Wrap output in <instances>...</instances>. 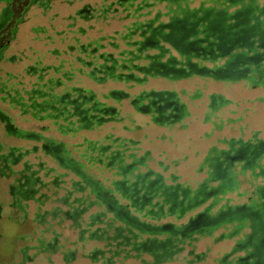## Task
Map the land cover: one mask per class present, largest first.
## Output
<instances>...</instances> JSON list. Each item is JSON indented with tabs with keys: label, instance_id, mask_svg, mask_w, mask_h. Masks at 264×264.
I'll return each mask as SVG.
<instances>
[{
	"label": "trees",
	"instance_id": "trees-1",
	"mask_svg": "<svg viewBox=\"0 0 264 264\" xmlns=\"http://www.w3.org/2000/svg\"><path fill=\"white\" fill-rule=\"evenodd\" d=\"M108 14L129 21L122 32L111 36L108 45L113 50L101 52L107 44L98 41L80 46L79 52L87 58H76L98 83L110 79L141 84L149 77L199 74L222 80L247 78L264 86V0H105L98 15L107 18ZM9 15L7 9L1 10L0 30ZM48 69H35L37 81L30 88L7 93L22 112L39 120L52 119L65 135L114 119L118 110L105 100L119 102L130 96L112 89L100 98L94 90L74 85L65 93H55L58 82L44 80ZM65 78L71 79L70 72ZM132 102L138 109L151 108L157 120L161 114L179 117L184 112L168 92L144 90ZM0 122L6 137L31 143L6 144L0 139V176L12 179V205L24 212L23 202L50 203L38 221L46 215L58 223L65 221V231L74 235L73 239L65 235L66 261L80 251L94 264L177 260L208 264L207 252L197 247L202 237H213L216 242L236 241L217 264H264V138L240 143L238 149L231 141L232 151L222 156L224 162L211 166L214 179L192 188L176 175L167 182L151 168L142 170L144 157L133 151L135 142L125 138L107 136V143L84 138L69 147L41 131L18 128L1 110ZM42 155L65 172L53 174L56 168L47 166ZM237 162L248 178L237 177ZM105 170L109 174L102 176ZM242 182L251 187L241 194L247 200L231 203L227 194L238 191ZM246 229L252 232L247 234ZM249 249L250 259L232 258Z\"/></svg>",
	"mask_w": 264,
	"mask_h": 264
},
{
	"label": "rangeland",
	"instance_id": "rangeland-1",
	"mask_svg": "<svg viewBox=\"0 0 264 264\" xmlns=\"http://www.w3.org/2000/svg\"><path fill=\"white\" fill-rule=\"evenodd\" d=\"M105 0H0V12L6 5L9 6L11 19L6 27L0 30V110L12 117L15 126L21 129L41 131L58 142L72 144L81 142L84 138L107 143V136L143 138V131L151 124H161L169 132H173L179 141L175 140L173 147L183 146L185 153L193 154V148L199 149V157H171L164 150L160 156L156 151L152 155L144 156L146 148L153 147L144 141L140 144L139 156L144 157L146 166L142 168L155 169L169 182L170 172L179 176V181L195 188L211 171V165L202 164L203 154H206L209 144L223 146L220 138H238L245 142L264 138V86L250 79L239 78L234 80L214 79L204 75L193 74L180 79H170L163 76L149 77L144 83L106 80L98 83L86 73V67L76 58L86 57L79 52V47L86 44L101 42L107 44L101 52L112 51L108 42L115 31L122 32L128 20L113 17L107 18L98 15V9ZM108 2L110 0H107ZM82 13L79 14L80 11ZM85 10V13H84ZM117 36V34H116ZM100 38H104L100 40ZM123 47L119 37L116 39ZM211 65L209 62L205 63ZM44 80L52 78L58 82L53 87L55 93H65L70 86H81L94 90L101 98L112 89L128 92L130 96L122 101L104 99L108 104L115 105L118 114L92 129L80 130L76 134H63L50 118L42 120L34 118L31 113L22 112L17 104L11 102L9 92L30 88L37 81L35 69L48 67ZM35 74H34V73ZM65 72H70L71 79L65 78ZM42 82V81H41ZM3 85L6 87L4 88ZM10 89V90H9ZM157 90L171 91L178 100L185 104L182 115L176 119L153 120L154 111L151 108L138 109L132 100L141 91ZM214 96H219L217 101ZM103 100V99H102ZM147 102V101H146ZM186 116H185V115ZM220 126V128H218ZM44 127H48L44 129ZM181 132H185L180 134ZM207 132V133H206ZM0 139L6 144L30 146V142L6 137L3 124L0 122ZM206 135V136H205ZM188 137V140L185 139ZM207 137V138H205ZM205 139L207 145H201ZM166 143L161 149L168 148ZM226 145V144H225ZM188 149V150H187ZM32 160H35L31 157ZM41 160L49 167L56 168L53 174H62L64 169L46 155ZM159 161L162 163L159 164ZM236 175L244 180L249 173L243 175L240 165H236ZM109 172L103 171L102 176ZM62 179L65 176L61 175ZM251 178V177H250ZM12 179L0 176V264H94L84 257L80 251L71 261L65 260V235L73 239L74 235L65 231V221L58 223V219L46 215L43 222L38 221L39 213L51 208L50 203L41 206L37 201L29 200L25 210L13 206L14 199L9 190ZM256 184L259 179H255ZM250 184L242 182L238 191L228 193L234 203L247 200L241 195ZM63 192V191H62ZM239 194L241 196H239ZM49 231L45 232V228ZM221 231V230H219ZM217 231L215 234L219 233ZM54 232V234H53ZM40 239L44 242L41 243ZM233 239L214 241L213 237H202L198 242V251L207 252V263L217 264V260L232 250ZM50 245V247L47 245ZM243 251L237 252L235 258ZM163 264H182L181 260Z\"/></svg>",
	"mask_w": 264,
	"mask_h": 264
},
{
	"label": "crops",
	"instance_id": "crops-1",
	"mask_svg": "<svg viewBox=\"0 0 264 264\" xmlns=\"http://www.w3.org/2000/svg\"><path fill=\"white\" fill-rule=\"evenodd\" d=\"M7 9V11L9 12L10 14V9H9V6L6 5L2 8V10ZM11 20V19H10ZM9 20V22H10ZM8 22V23H9ZM7 23V24H8ZM166 92V91H165ZM168 92V96L172 97L173 98V102H175L177 105H179L182 110L185 112V114H188V112L185 110V104L183 102H180L178 100V97L176 96L175 93L171 92V91H167ZM216 97L215 99L217 101H221V98L219 96H214ZM184 114V115H185ZM186 116V115H185ZM156 116L153 117V120L155 121H158L156 118ZM180 119H176V121H179ZM220 128V126L218 127ZM143 138L142 139H136V138H133V137H124L125 139H127V141H132V142H135V145L132 144V147H133V151H138L140 150V144H143L144 141H147L148 143L152 144L153 147H149V148H146L145 151H144V156H149V155H152V151H156V155L157 156H160L164 150L168 151L169 154L171 157H177V156H181V157H186L187 155L188 156H197L196 158L199 157V149L200 148H193L192 150L194 151L193 154H188V153H185L184 151L186 150H183V146L181 147H173L172 144L175 140L179 141V137H176L175 134L173 132H169L166 128H164V126H162L161 124H151L149 126H147V129L145 131H143ZM183 133L185 134V132H181L180 134L183 135ZM207 133V132H206ZM206 136V135H205ZM120 137V136H118ZM120 138H123V137H120ZM207 138V137H205ZM221 142L224 143V147L223 146H217L216 144H209L208 148L206 149L207 152L206 154H203V159H202V164L203 163H208L212 166V164L214 163H223L224 160L222 159V156H224V154H228L229 152L232 151V148L230 147V140L232 139H226V138H220ZM188 140V137L185 139V141ZM167 141H170V143H166V145H168V148H165V149H161V144L164 143V142H167ZM202 141V144L201 145H207L205 139L201 140ZM236 145H237V149L239 148L240 146V143L241 145H243L245 143L244 140H240L239 138L235 141ZM226 144V145H225ZM188 150V149H187ZM202 150V149H200ZM233 157H235V159L237 158V156L233 155ZM162 162L159 161V164H161ZM232 163V162H231ZM236 165H239V162L235 163ZM152 169V168H151ZM154 170L155 172H158L161 174V172L155 170V169H152ZM210 172V171H209ZM209 172L206 173V176L204 178H202V180H212L214 179V177L210 176ZM171 175H176L174 172H170V176ZM178 176V175H176ZM170 179V178H169ZM178 179L179 176H178ZM239 196H241L239 194ZM228 198H230V202L231 203H234L232 202L233 201V198L230 197V196H227ZM238 203V202H236ZM243 203V202H242ZM247 230V234H250L252 232V230L250 229H246ZM232 248L234 247L236 241L233 239V242H232ZM231 251V250H230ZM251 249L247 250V251H243L242 254H239L238 256H241L242 259L244 260H248L250 259V256H251Z\"/></svg>",
	"mask_w": 264,
	"mask_h": 264
},
{
	"label": "flooded vegetation",
	"instance_id": "flooded-vegetation-1",
	"mask_svg": "<svg viewBox=\"0 0 264 264\" xmlns=\"http://www.w3.org/2000/svg\"><path fill=\"white\" fill-rule=\"evenodd\" d=\"M173 116V118H177V114L176 113H169V114H161V116L159 117L160 119L161 118H164V119H169L170 117H172ZM241 151V150H240ZM258 264H262L261 262L260 263H258Z\"/></svg>",
	"mask_w": 264,
	"mask_h": 264
}]
</instances>
